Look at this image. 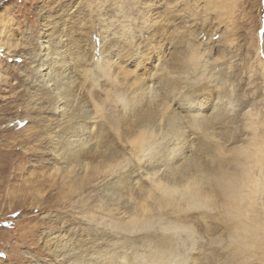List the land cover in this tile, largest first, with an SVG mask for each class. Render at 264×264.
I'll list each match as a JSON object with an SVG mask.
<instances>
[{"label": "bare ground", "instance_id": "obj_1", "mask_svg": "<svg viewBox=\"0 0 264 264\" xmlns=\"http://www.w3.org/2000/svg\"><path fill=\"white\" fill-rule=\"evenodd\" d=\"M209 1L206 12H230L224 1ZM50 13L52 23L43 22L50 27L43 42L47 54L32 73L44 69L41 95L53 111L63 108V122L45 129L51 142L57 139L51 151L60 156L67 177H75L67 185L81 193L97 177L125 170L99 189L97 198L101 209L129 215L113 224L114 231L127 233L117 238L118 245L79 231L59 234L65 237L58 243L65 247L64 264H149L150 255L160 257L152 264L264 263V220L255 209L264 192V112L247 109L235 82L216 71L218 66L209 68L194 34L172 32V46L171 29L156 26L149 12L142 19L150 43L139 55L130 43L132 30L124 32L127 24L120 28L121 39L114 35L97 53L95 33L78 30L82 22L76 20L63 27V14ZM109 13L101 15L104 20L113 18ZM112 24L97 33L103 42ZM153 59L162 61L160 68L150 66ZM133 60L136 69L130 70ZM261 97L264 107V89ZM243 128L244 144L229 148L227 143L246 135ZM37 135L30 138L40 143ZM149 159L159 167L147 164ZM137 171L152 181L134 184ZM134 232L138 237L130 238ZM204 239L221 248L206 250Z\"/></svg>", "mask_w": 264, "mask_h": 264}, {"label": "rangeland", "instance_id": "obj_2", "mask_svg": "<svg viewBox=\"0 0 264 264\" xmlns=\"http://www.w3.org/2000/svg\"><path fill=\"white\" fill-rule=\"evenodd\" d=\"M185 1L187 0H0V264H64L65 247L58 243H64L65 237L61 235H65L67 230L79 231L90 240L97 239L100 240L99 243L111 245H118L117 238L127 234L116 232L112 227L116 221H127L129 215L113 207L109 208L112 212L101 209L97 198L98 190L125 170L106 179L104 176L97 177L81 193L70 187L72 180H75L74 175L67 177V169L60 161V156L51 151L57 139L51 142L45 131L49 124L53 128L63 122V117L60 116L63 108L61 106L62 109L53 111L41 95L40 90L44 88L41 80L46 73L44 69L38 71L36 76L32 73L38 69V60H44L47 54L48 49L43 42L49 35L50 27L43 26V22L52 23L50 11L63 14L60 23L63 27H73L77 21L82 22L77 25L78 30L91 31L92 35L95 33L97 53L100 44L103 45L108 39H121L122 26L124 28L127 24L124 32L132 30L128 33L134 37L130 43L134 46L133 53L137 55L150 43V29L146 28L148 24H144L145 19H142V13L149 12L154 15L152 18H155L156 26L168 25L171 38L172 32L175 34L177 30L179 33L189 31L194 34L195 38L191 36L192 40L199 46L201 54H204L209 68L218 66L216 71L235 82L233 83L240 88L241 98L249 102L247 109L254 113L264 112L261 102L264 89V0H220L230 9V12L221 13L206 12L208 0ZM185 9L195 11L196 15ZM104 12L113 13V18L104 20L101 16ZM124 12L128 14L127 17ZM149 13L148 17L151 16ZM131 20L133 22L129 24ZM111 24L103 42L100 40L103 37H99L97 33L104 32L102 29ZM175 43L174 40L172 46ZM10 45L14 47L11 48ZM149 48L152 49L151 46ZM167 53L169 50L165 56ZM133 63L135 60L129 64L130 70L136 69ZM161 63L162 61L153 59L149 64L157 69L161 67ZM79 73L77 69L75 74L80 81L82 75H78ZM194 82L190 81L191 84ZM185 91L186 89L183 90ZM247 109L240 110L242 115ZM36 132L41 137L40 143L30 138ZM243 132L246 135L240 138L239 144L230 142L227 146L232 148L244 144L248 132ZM129 167H133V164ZM137 172L132 175L134 184H148L152 181V178L144 176L143 171ZM137 175L139 177L136 180ZM51 183H56L55 187ZM64 196L66 199H61ZM258 197L256 206L260 208L255 206V209H260L257 215L264 220V192ZM168 217L173 216L168 215L166 219ZM104 222L108 225H103ZM133 234L135 235L130 238L139 235L135 232ZM110 235L115 237L114 240ZM207 240H202L206 250L221 248L208 245ZM65 244L68 245L67 242Z\"/></svg>", "mask_w": 264, "mask_h": 264}, {"label": "snow or ice", "instance_id": "obj_3", "mask_svg": "<svg viewBox=\"0 0 264 264\" xmlns=\"http://www.w3.org/2000/svg\"><path fill=\"white\" fill-rule=\"evenodd\" d=\"M147 164L152 165L153 167H159V163H158V161H154L153 159H149V160L147 161ZM159 258H160V257H158V256L150 255V258H149V264H152V261H153V260H157V259H159Z\"/></svg>", "mask_w": 264, "mask_h": 264}]
</instances>
